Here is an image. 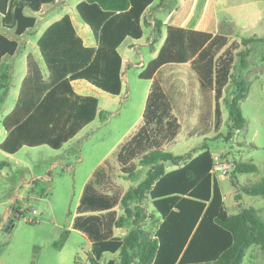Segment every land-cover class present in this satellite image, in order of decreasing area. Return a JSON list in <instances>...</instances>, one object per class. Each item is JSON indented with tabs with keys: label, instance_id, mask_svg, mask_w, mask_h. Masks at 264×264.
<instances>
[{
	"label": "trees",
	"instance_id": "1",
	"mask_svg": "<svg viewBox=\"0 0 264 264\" xmlns=\"http://www.w3.org/2000/svg\"><path fill=\"white\" fill-rule=\"evenodd\" d=\"M154 1L83 0L79 3L76 7L79 17L97 37L98 48L84 45L69 15L52 24L38 41L49 79H44L36 57L29 53L27 74L17 103L3 121L8 137L1 144V150L15 154L24 146L43 145L58 150L92 123L98 114V99L76 95L72 81L83 79L107 94L119 96L123 89V59L118 49L127 37L143 36V16ZM165 1L161 0V4ZM7 2L0 0L2 10L6 9ZM175 2L172 0L169 7H174ZM20 17L29 24L34 21ZM162 28L163 23L157 20L155 41L162 36ZM263 39L252 36L242 38L241 43L250 46ZM228 42L229 37L224 35L167 27V37L157 57L139 75L144 80L154 79L153 86L140 132L119 153L122 162L126 152L135 156L137 145L148 137L151 126L163 127L165 119L172 117L173 111L181 113L178 106L188 102V93L177 79L162 73L164 66L191 63L189 103L193 110H201L194 134L209 133L213 119L217 127L220 125L219 101L229 81L235 85L234 96L227 103L230 126L233 131L245 129L247 120L241 102L248 97L250 83L233 75L234 58L230 51L216 66V52ZM239 56L242 67L246 68L249 50ZM11 78L8 71L0 74L3 97L8 94ZM197 92L200 104L194 98ZM103 114L102 111L99 116ZM175 125L174 120H169V126ZM167 164L176 169L167 171ZM140 165L151 170L137 187L130 188L122 197L120 204L126 215L113 216L107 231L112 234L113 227L129 228L124 238L105 233V219L90 214L110 212L113 215L111 211L119 204L97 190L95 180L100 169L84 188L74 229L92 242L91 264H99L108 253L118 254L119 260L112 259L107 264H243L251 247L259 246L264 252V218L256 209L242 206L238 214H229L219 181L213 175L216 162L207 146L196 156H177L156 148L143 155ZM259 171L253 162H237L233 175ZM242 189L247 195L264 198V179ZM145 200H151L161 218L154 235L142 227L147 219Z\"/></svg>",
	"mask_w": 264,
	"mask_h": 264
},
{
	"label": "rangeland",
	"instance_id": "2",
	"mask_svg": "<svg viewBox=\"0 0 264 264\" xmlns=\"http://www.w3.org/2000/svg\"><path fill=\"white\" fill-rule=\"evenodd\" d=\"M252 36L264 38V17L252 26L234 32L228 44L215 56L218 67L226 52L230 51L234 58L233 75L250 83L248 97L241 102L247 120L245 129H231L227 103L234 96L235 85L234 81H229L219 101L222 113L220 125L217 127L213 119L209 133L203 136L194 134L201 110H193L189 103L192 98L188 91L189 76L193 70L190 64L168 65L162 73L172 74L177 79L188 93V102L179 105L181 113L173 111L172 117L165 119L163 127L151 126L148 137L137 145L135 156L126 152L122 162L119 153L144 124L143 115L153 82L140 78L143 69L140 63L150 62L155 48L154 44H150V47L134 48L128 52L126 45H123L121 52L131 62L128 75L124 78V90L120 97L100 96L103 116H98L61 149L56 150L47 145L26 147L19 157L27 165L14 164L0 171V264H91L92 242L74 229L86 184L93 179L94 172L100 169L95 180L97 190L119 202L111 211L113 215L110 212L90 213L105 219L104 230L109 234L107 231L112 217L126 215L120 204L122 197L130 188L137 187L151 170V167L141 166L140 159L156 148L177 156H196L207 146L216 162L213 174L219 181L229 214H238L242 206L256 209L264 218V198L247 195L242 189L264 179V39L250 46L241 43L242 38ZM247 50V66L243 68L239 53ZM19 77H14L12 95L5 110L13 103ZM194 98L200 104L198 92ZM169 120H174L176 127L169 126ZM0 128H3L1 124ZM5 160L0 155V162ZM237 162H253L260 171L234 177ZM174 169L175 166L167 164V171ZM22 177L29 181L30 186L14 190V183L22 182ZM18 192L24 195V199L6 202ZM143 207L147 219L142 227L154 235L161 218L151 200H145ZM128 231L129 228L113 227L109 235L124 238ZM112 259L119 260V255L108 253L99 264H107ZM243 264H264L262 248L253 246L248 249Z\"/></svg>",
	"mask_w": 264,
	"mask_h": 264
},
{
	"label": "crops",
	"instance_id": "3",
	"mask_svg": "<svg viewBox=\"0 0 264 264\" xmlns=\"http://www.w3.org/2000/svg\"><path fill=\"white\" fill-rule=\"evenodd\" d=\"M82 1L8 0L6 9L2 10L0 8V74L8 71L12 76L7 96L0 97L2 98V102L0 100V124L2 127L4 119L12 112L17 103L23 80L27 74V64L25 66V61L29 53H32L36 57L44 79H49L48 67L41 55L38 41L52 24L59 21L65 15H69L73 20L78 35L83 39L84 45L86 47L98 48L99 41L97 37L90 27L82 22L77 12L76 7ZM171 2L172 0H166L164 4H161V0H155L143 16V36L140 39L127 37L119 47L118 51L123 59L122 92L124 90V78L125 76L127 77L131 64L121 52L123 45H126L127 51L130 52L134 48L139 50L140 47H150V44H154L155 48L152 50L153 60L157 57L159 50L165 42L167 27L169 26L206 32L214 36L224 35L231 37L234 32L242 31L245 27L252 26L264 17V0H177V2L173 3L174 7H169ZM20 16L34 21L30 24L26 23V21L23 22ZM157 20L163 23V28L162 36L158 41H155V24ZM148 63L142 62L140 63V67L143 68ZM188 64L191 67V63L173 65ZM165 67L167 66H164L161 71ZM16 75L20 76L17 85L18 91L14 94L13 103L5 110L6 103L12 95V85H14L13 82ZM71 84L76 95L81 97H95L98 99V117L100 112H102L100 109V96L106 97L110 94L103 92L83 79L72 81ZM0 94L2 95V92ZM121 94L119 96H110L120 97ZM7 137L8 132L5 128H0V146ZM26 147L28 146L22 147L15 154H9L0 148V155L7 159L0 162V171L2 172L4 168L11 167L14 164L27 165L24 159L19 157V154ZM21 180L22 182L14 183V188L16 187L14 190H20L22 187L28 188L30 186L29 181L25 177H22ZM22 199H24V195L18 192L16 196H10L6 202H16Z\"/></svg>",
	"mask_w": 264,
	"mask_h": 264
},
{
	"label": "built area",
	"instance_id": "4",
	"mask_svg": "<svg viewBox=\"0 0 264 264\" xmlns=\"http://www.w3.org/2000/svg\"><path fill=\"white\" fill-rule=\"evenodd\" d=\"M213 173H214V171H213ZM214 175V174H213Z\"/></svg>",
	"mask_w": 264,
	"mask_h": 264
}]
</instances>
